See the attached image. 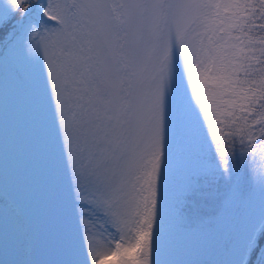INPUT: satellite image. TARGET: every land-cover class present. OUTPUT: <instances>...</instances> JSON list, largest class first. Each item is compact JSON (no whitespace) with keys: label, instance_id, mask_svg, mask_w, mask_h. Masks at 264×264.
<instances>
[{"label":"snow or ice","instance_id":"snow-or-ice-1","mask_svg":"<svg viewBox=\"0 0 264 264\" xmlns=\"http://www.w3.org/2000/svg\"><path fill=\"white\" fill-rule=\"evenodd\" d=\"M18 47L56 258L22 215L10 235L0 192V264H161L158 220L208 233L228 210L220 264H264V0H0V64Z\"/></svg>","mask_w":264,"mask_h":264},{"label":"rangeland","instance_id":"rangeland-1","mask_svg":"<svg viewBox=\"0 0 264 264\" xmlns=\"http://www.w3.org/2000/svg\"><path fill=\"white\" fill-rule=\"evenodd\" d=\"M14 53L17 56L15 57L8 56L6 62L0 64V84L8 91L9 94L7 100L4 97L3 89L0 88V107L3 106L2 108H0V110L2 111L11 110L10 95L12 94L13 81L11 80L8 72L10 71V69L13 70V67H17L15 65L20 66L23 63L22 51L19 49L18 51H14ZM1 73H4V75H1ZM12 104L14 105V111L12 112V114H6L4 117H2V119L0 117V121H1L0 122V156L1 157L4 156L5 147L11 146L13 142V138L15 137L27 148H29V146L33 143L30 149V162L32 168L31 171L35 173H41V170L36 160V154L34 151V135L32 130V118L25 95L20 98L16 97L15 100L12 102ZM6 161H7V165L12 166L19 161L26 162V158L21 153H15L7 157ZM187 164H188V149L184 145L177 146L175 156L173 159L169 160L166 154L165 160L162 164V176H161V186L164 190L170 192L181 185V183L183 182L181 180H183L182 178L187 171ZM14 167H16V165ZM16 169L14 170L0 169V173L5 171L17 173L18 171V173L22 176L19 170ZM20 175L17 174V184L20 190L17 191L16 193L21 194V197L20 198L17 197L14 201V207L18 208V211L16 213L21 212V215L25 217L32 226V232L34 234L33 248L37 258L48 259V260L55 259L56 252L52 247L49 246L46 240L47 206H46L45 194L43 196L45 199L40 200L39 197L37 196L39 195V193L34 192L36 187L43 190V176L41 174L42 178L37 179L35 183L31 185L28 194H26L25 193L26 189L24 187V184H26V178H24L25 176L21 177ZM5 194L7 198L13 197V194H9V193H5ZM204 201L205 200H197V206L192 211H195L203 215V212H201V207L204 205ZM25 203L32 211L38 214L42 213V215L40 216L44 215V220H45L44 229L37 230L33 226L32 215L30 214L29 209L26 208L19 209L23 207ZM261 206H262V198L260 193L257 191L254 194L251 204L249 205L248 212L253 216H258L261 211ZM229 215H233L231 210H228L226 212L225 222L220 226H218V228L215 231L211 232L213 239L220 238L219 241H221L222 243H223L222 238L224 237L227 229H224L223 231H221V229L224 228V224L229 225L230 223L228 220ZM44 220L41 222L44 223ZM8 227H9V233L11 235L12 226L9 224ZM40 233L41 235H39ZM197 234L198 232H190L187 236L197 235ZM187 236H184L183 238ZM204 237H206V234H204ZM212 237L210 236L208 240H206L203 244H206V242L211 244V242L213 241ZM227 239L228 237H226V240ZM212 244L215 245V242H212ZM181 245L176 244L169 247V249H167V252L170 253V256L160 255L161 264H190V262L192 261V257L188 255H178L175 253V248L180 247ZM217 246L214 247L212 246V248L208 249L204 256L198 255L199 258H193L194 264H209V262H213V261L217 262V264H220V262L224 261L226 258V253L225 251L223 253H219L220 247L218 243ZM222 249H223V244H222ZM221 257L222 260H220Z\"/></svg>","mask_w":264,"mask_h":264}]
</instances>
